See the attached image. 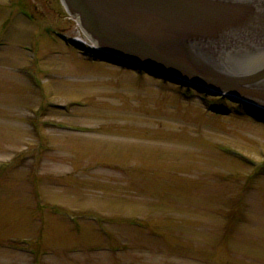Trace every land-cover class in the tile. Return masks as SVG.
I'll return each mask as SVG.
<instances>
[{
	"label": "rangeland",
	"instance_id": "1",
	"mask_svg": "<svg viewBox=\"0 0 264 264\" xmlns=\"http://www.w3.org/2000/svg\"><path fill=\"white\" fill-rule=\"evenodd\" d=\"M60 33L0 0V264H264V122Z\"/></svg>",
	"mask_w": 264,
	"mask_h": 264
},
{
	"label": "water",
	"instance_id": "2",
	"mask_svg": "<svg viewBox=\"0 0 264 264\" xmlns=\"http://www.w3.org/2000/svg\"><path fill=\"white\" fill-rule=\"evenodd\" d=\"M105 61L264 107V0H63Z\"/></svg>",
	"mask_w": 264,
	"mask_h": 264
},
{
	"label": "bare ground",
	"instance_id": "3",
	"mask_svg": "<svg viewBox=\"0 0 264 264\" xmlns=\"http://www.w3.org/2000/svg\"><path fill=\"white\" fill-rule=\"evenodd\" d=\"M81 28V27H80ZM86 38H87V40H88V42H89V39H88V37L86 36ZM77 40L78 41H82V42H84V43H86L87 42V40H85V39H80L79 37L77 38ZM92 45H94L93 43H91ZM88 56V55H87Z\"/></svg>",
	"mask_w": 264,
	"mask_h": 264
}]
</instances>
